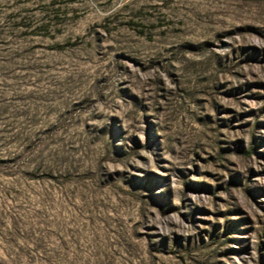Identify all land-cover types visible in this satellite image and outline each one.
I'll use <instances>...</instances> for the list:
<instances>
[{"label":"rangeland","instance_id":"obj_1","mask_svg":"<svg viewBox=\"0 0 264 264\" xmlns=\"http://www.w3.org/2000/svg\"><path fill=\"white\" fill-rule=\"evenodd\" d=\"M0 264H264V0H0Z\"/></svg>","mask_w":264,"mask_h":264}]
</instances>
